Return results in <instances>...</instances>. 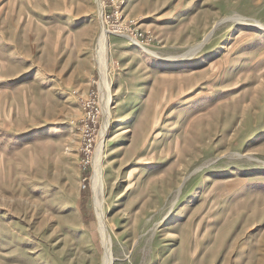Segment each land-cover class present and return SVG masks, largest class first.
I'll return each mask as SVG.
<instances>
[{
  "label": "rangeland",
  "instance_id": "obj_1",
  "mask_svg": "<svg viewBox=\"0 0 264 264\" xmlns=\"http://www.w3.org/2000/svg\"><path fill=\"white\" fill-rule=\"evenodd\" d=\"M101 140L112 264H264V0H0V264L104 263Z\"/></svg>",
  "mask_w": 264,
  "mask_h": 264
},
{
  "label": "bare ground",
  "instance_id": "obj_2",
  "mask_svg": "<svg viewBox=\"0 0 264 264\" xmlns=\"http://www.w3.org/2000/svg\"><path fill=\"white\" fill-rule=\"evenodd\" d=\"M109 30V29H108ZM108 30H104L102 35L98 41V52H99V63L101 67V95L104 99H106L107 103H105V126L102 131V137L106 135L107 130L109 129V115H110V107L108 106L110 100V84L108 80V73H107V60L106 56L108 52L109 42H108ZM103 99V100H104ZM104 139V138H101ZM103 140L98 143L96 153L93 157V165H94V172L92 174V188H93V198L97 210V215L99 218V228L101 232V236L103 239V244L105 246V258L103 264H112L113 263V252H112V241L109 230L106 226L105 222V214L103 210V176H102V153H103Z\"/></svg>",
  "mask_w": 264,
  "mask_h": 264
},
{
  "label": "built area",
  "instance_id": "obj_3",
  "mask_svg": "<svg viewBox=\"0 0 264 264\" xmlns=\"http://www.w3.org/2000/svg\"><path fill=\"white\" fill-rule=\"evenodd\" d=\"M134 35H137V36H140V37H144V34L142 33V31H140L139 29H137L134 33ZM139 42V41H138ZM94 101V103L92 104V110L96 111V113L99 112V107H98V99H96L95 97L92 99ZM88 120V118L86 119ZM93 121V123L91 124H94L96 125L97 124V121H98V118H92L91 119ZM88 139V140H87ZM84 143V145L82 146V151H83V154H84V158H85V161H90V157L92 155V140L93 138L92 137H88Z\"/></svg>",
  "mask_w": 264,
  "mask_h": 264
}]
</instances>
